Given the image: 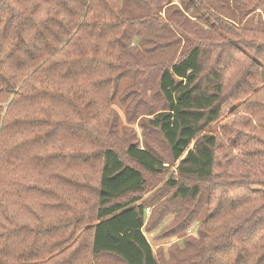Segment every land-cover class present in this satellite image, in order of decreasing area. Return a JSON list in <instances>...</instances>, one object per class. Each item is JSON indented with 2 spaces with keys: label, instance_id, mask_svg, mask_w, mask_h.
Segmentation results:
<instances>
[{
  "label": "trees",
  "instance_id": "16d2710c",
  "mask_svg": "<svg viewBox=\"0 0 264 264\" xmlns=\"http://www.w3.org/2000/svg\"><path fill=\"white\" fill-rule=\"evenodd\" d=\"M173 1L0 0V264H161L142 201L146 172L165 162L136 143L126 155L137 165L123 160L108 106L110 86L136 77L122 54ZM167 20L187 44L156 65L161 106L140 109L178 162L172 199L198 210L209 193L210 240L171 264H264V100L240 109L227 92L264 93V0H180ZM220 144L241 167L234 180L215 181Z\"/></svg>",
  "mask_w": 264,
  "mask_h": 264
},
{
  "label": "rangeland",
  "instance_id": "374dc122",
  "mask_svg": "<svg viewBox=\"0 0 264 264\" xmlns=\"http://www.w3.org/2000/svg\"><path fill=\"white\" fill-rule=\"evenodd\" d=\"M172 4L175 5L173 6ZM172 4V6L170 5L161 10L162 13L160 14L165 19V24H155L152 27L153 30H147L142 39L136 38L132 42V49H130L129 53L122 54L123 58L129 62L127 66L131 68L128 73L135 72L136 77H123L119 81V86H110V95L113 98L108 106V111H110L113 116L112 119L115 121L109 131L110 139L113 145L117 147L123 160L131 163L126 155V149L129 144L136 143L142 148H150L165 162V167L161 172L157 174L146 172L148 186L142 201L146 207L144 232L161 264H171L172 258H180V253L184 251L186 243L210 242L209 238H201L205 229L203 221L209 212V206L205 203L209 193L203 198L205 201L203 200V204L198 210L195 209L197 202L191 198L184 201L172 199L175 188H172L169 180L180 179L177 170L178 162L172 160L168 144L149 123V119L153 118V116L142 114V109H140L141 106L147 108L161 106L160 104H162L163 100L159 92V71L155 69L156 65L161 62L168 63L170 59L178 58L187 44L185 38L178 40L179 36L174 24L167 20V15L176 9L180 4V0H174ZM147 11V8L143 7L136 9L135 13L141 14ZM218 33L223 37L234 38L229 37L228 33L221 30ZM236 52L233 55L236 56ZM256 60L257 63L264 66V53H261ZM127 66L126 64L124 65V67ZM242 66L245 67L244 63L236 66V77H239V70L242 69ZM234 86H236L235 83L230 84L227 89L231 106L241 109L248 106L247 102H258L261 98L264 100V93L258 91L259 86L247 98L233 99L237 91ZM260 112V115H264L263 111ZM240 127L249 131V127L245 128L241 125ZM206 132L223 134V129L221 125H212ZM261 138L264 140V134ZM226 147L225 144H220L216 151L218 155V163L215 167V173L218 174L215 178L216 182L223 178L234 180L240 174L241 167L230 164L232 157L227 153ZM258 149L264 151V144L261 143ZM233 153L237 154V150L233 149ZM256 160L257 162L259 160L258 164L256 162L257 167L264 165V159L261 157L257 156ZM132 163L131 165H137L134 162ZM194 180H190L191 185L194 184ZM204 186H207V184H204ZM110 261H112L110 258L104 257L97 260V264H108Z\"/></svg>",
  "mask_w": 264,
  "mask_h": 264
}]
</instances>
